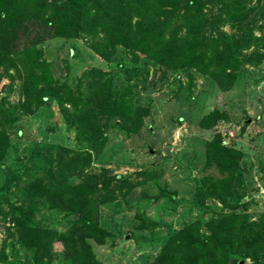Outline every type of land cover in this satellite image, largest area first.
Segmentation results:
<instances>
[{
  "label": "rangeland",
  "instance_id": "obj_1",
  "mask_svg": "<svg viewBox=\"0 0 264 264\" xmlns=\"http://www.w3.org/2000/svg\"><path fill=\"white\" fill-rule=\"evenodd\" d=\"M145 2L148 17L167 3ZM29 31L44 38L35 49L49 83L84 91L89 80L81 76L104 71L111 94L141 111L136 124L117 116L89 124L78 122L68 107L62 112L53 97L27 110L21 77L29 66L21 55L0 65V129L9 141L0 160V203L14 202L19 179L45 170L61 149L86 152L90 165L68 183L80 196L100 189L97 221L106 232L74 241L77 251H71L62 235L78 216L40 200L28 227L43 245L26 247L29 233L0 222V264H152L186 225L199 222L206 233L205 223L219 212L239 213L249 222L264 216V62L243 69L222 89L196 70L169 69L131 49L116 47L105 61L81 37L52 36L41 26ZM29 31L21 34L19 48L32 38ZM221 149L236 152V169L214 188L225 178L216 162ZM205 178L212 181L204 184ZM203 184L201 205L195 193ZM233 263L264 264V256Z\"/></svg>",
  "mask_w": 264,
  "mask_h": 264
},
{
  "label": "trees",
  "instance_id": "obj_2",
  "mask_svg": "<svg viewBox=\"0 0 264 264\" xmlns=\"http://www.w3.org/2000/svg\"><path fill=\"white\" fill-rule=\"evenodd\" d=\"M166 1L148 17L151 9L146 8L145 0H0V65L13 55H21L29 66L21 77V95L27 110L53 97L62 112L68 107L80 123L92 124L103 117L117 116L132 119L134 124L139 122L141 109L111 94L107 72H85L81 78L88 77L89 85L84 91L73 92L66 85L49 83L48 71L39 62V51L35 49L44 38L31 33L30 27H47L52 36L81 37L105 61L110 60L116 47H124L169 69H193L211 77L222 89L228 88L243 69L264 62V0ZM28 31L32 38L19 48L21 34ZM8 145V137L0 129V160ZM218 152L216 162L225 178L218 180L214 188L224 185L236 169V152ZM212 161L214 157L208 153L207 162ZM90 163L86 152L61 149L45 170L19 179L15 201L4 199L0 203V222L7 221L20 233H29L26 247L42 246L43 242L33 239L35 231L28 224L36 202L43 200L78 216L62 235L63 242H72L67 245L71 251H77L71 245L83 237L105 236L97 221L100 189L80 196L79 189L68 183L70 176ZM203 181L206 184L212 179ZM204 184L195 193L201 205L205 202ZM200 226L194 222L171 236L152 264H234L237 257L264 256V216L249 222L239 213L219 212L205 223L206 233L200 232Z\"/></svg>",
  "mask_w": 264,
  "mask_h": 264
}]
</instances>
